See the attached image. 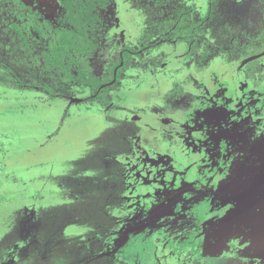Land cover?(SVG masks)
Listing matches in <instances>:
<instances>
[{
    "label": "rangeland",
    "instance_id": "rangeland-1",
    "mask_svg": "<svg viewBox=\"0 0 264 264\" xmlns=\"http://www.w3.org/2000/svg\"><path fill=\"white\" fill-rule=\"evenodd\" d=\"M23 2L47 18L59 11L56 0ZM190 4V0H112L102 11L98 48L92 56L81 58L100 77L127 45L139 50V42H160V49L172 52L166 68L154 75L143 121L149 93L141 79L145 56L134 58L129 71H122L123 82L109 90L111 96L113 91L118 94L114 104L106 105L105 95L88 100L85 86L45 67L42 55L52 34L40 36L32 28H23V42L13 25L26 24L32 13L15 0H0V264H146L153 249L150 232L165 230L167 239L179 233L192 237L185 228L187 221L200 222L209 215L204 177L203 183L192 176L187 179L166 153L154 149H137L125 157V149L138 140L149 143V137L157 138L159 130H167L163 124L175 125V118L162 113L165 103L174 102L171 95L180 92L171 82L182 84L191 77L190 70L200 59L208 65L217 60L218 48L227 42V28H243L244 19L251 23L249 27L264 25L254 19L260 10L264 12V0H220L213 25L206 28L210 42L202 40L187 57L182 54L183 44L172 50L174 37L165 28ZM206 7L207 0H196L193 16L204 15ZM160 49L148 56L159 55ZM241 60L235 59L237 72ZM225 110L224 104H215L213 122L199 117L189 126H243V117L235 119ZM221 111L224 114L218 116ZM144 122L154 126L144 128ZM184 129L193 132L188 126ZM192 138L188 145L195 149L202 146L208 151L211 141L218 144L207 139H195L193 144ZM209 168V161L198 166V170ZM122 205L129 208L126 215L118 213ZM256 208L257 219L264 222V206ZM179 214L185 223L175 227ZM115 221L119 230L112 229ZM221 223L223 219L217 225ZM263 228L255 235L260 240ZM252 247L260 254L246 259V264H264V245L253 242ZM203 253L217 254L208 247Z\"/></svg>",
    "mask_w": 264,
    "mask_h": 264
},
{
    "label": "flooded vegetation",
    "instance_id": "flooded-vegetation-1",
    "mask_svg": "<svg viewBox=\"0 0 264 264\" xmlns=\"http://www.w3.org/2000/svg\"><path fill=\"white\" fill-rule=\"evenodd\" d=\"M190 2V5L180 9L178 15L165 28L174 37V42L170 44L172 50L177 49L176 44H183L182 54L187 57L198 50L202 40L210 42L206 28L210 23L211 26L213 25L220 0H207L205 14L196 17L192 14L196 0ZM254 19H260L259 23L264 24V12L260 10V16ZM241 23L244 25H241L243 28H227L224 34V40L227 42L218 48L220 55L217 60L208 65L201 62L204 59H200L198 62L200 64H197L194 70H190L191 77L182 84L171 82L173 88L180 92L171 95L174 102L165 103L162 113L165 118H175V125L163 124L167 130L164 132L159 130L157 135L152 134L158 137H149L147 141L150 144L145 140H138L134 147L125 149L128 154L125 155L126 159L137 149L164 152L171 158V163L179 174L183 172L188 176L187 179L192 176L194 179H200L202 183L203 177L207 180L205 199L210 206L207 212L209 215L200 222L191 218L187 221L185 228L194 234L192 237H183L179 233L167 239L163 232L165 230L157 231L153 235L150 232L149 242L153 249L151 258L146 264H209L208 261L214 259L219 260L217 264H246V259L253 258L255 253L260 254L259 251L254 250L255 246L252 247V243H258V247L264 245V228L259 231V238L263 235V240L255 237L258 228L264 227V222L257 219L259 210L256 208L264 206V62H262L264 25L257 28L249 27L248 24L251 23L245 19ZM211 26L210 34L213 36ZM139 45L141 46L139 50L129 45L122 47L114 61L125 56L126 51L130 55L128 64L117 76L118 69L125 63L124 60L121 61L113 69V78L101 84L95 94L88 89L86 96L88 100L97 98L102 88L109 87L105 92L104 99L108 100L105 104L108 106L114 104L118 94L113 91L111 96L109 90L123 82L122 71L124 70L125 73L129 71L134 58L140 60L145 56L142 59L144 68L141 79L148 86L149 93L142 111L144 121L143 112L148 109L149 95L151 89L155 87L154 75L158 70L166 68L172 52L160 49V42L147 44L142 41ZM156 49H160L159 55L155 53L149 57L148 54ZM207 54V51L204 52V57ZM238 58L242 59L239 64L240 72H237L234 66L235 59ZM108 74L109 69L99 78ZM130 77L131 75H127L126 79ZM225 97L228 98L227 101ZM182 103L184 107H181ZM215 104H224L226 106L224 112L231 111L235 119L243 117V126H189L194 118L199 117L208 118L213 122L212 110ZM224 112L221 111L218 116ZM144 123L146 126L143 127L147 129L148 126H154L148 122ZM185 126L190 127L193 132L184 129ZM155 130L153 128L154 133ZM190 138L193 144L195 139L200 142L203 141L202 139L218 140V144L211 141L208 151L202 146L195 149L188 145ZM151 141H157V145L152 144ZM125 160L121 162V174ZM204 161L210 162L209 170H198V166ZM236 206L243 208L237 210ZM122 207L119 206L118 213L126 215L129 208L127 209L125 205ZM252 208H255V212L251 211ZM178 212L175 208V213ZM176 217H179L180 221L178 225L174 222V226L182 227L180 223L183 225L185 220L181 214ZM221 219L223 223L217 225ZM112 229L119 230L116 221ZM205 234L206 239H204ZM207 247L217 254L204 255L203 248ZM109 258L111 259L112 255Z\"/></svg>",
    "mask_w": 264,
    "mask_h": 264
},
{
    "label": "trees",
    "instance_id": "trees-1",
    "mask_svg": "<svg viewBox=\"0 0 264 264\" xmlns=\"http://www.w3.org/2000/svg\"><path fill=\"white\" fill-rule=\"evenodd\" d=\"M19 7L28 9L31 18L20 26L13 25L19 38L25 41L22 29H34L40 36L52 34L51 43L43 52L45 67L55 70L70 82H79L92 94L100 88L101 84L113 78L112 72L116 65L125 61L118 69L120 71L128 64L130 55L125 51V56L118 58L109 67V74L99 78L92 74L89 64L82 62L81 58L92 56L98 48L97 39L103 24L102 11L106 10L112 0H56L59 11L56 16L47 18L39 10L34 9L23 0H15ZM21 19L25 14H19ZM109 87L102 88L97 96H104Z\"/></svg>",
    "mask_w": 264,
    "mask_h": 264
}]
</instances>
